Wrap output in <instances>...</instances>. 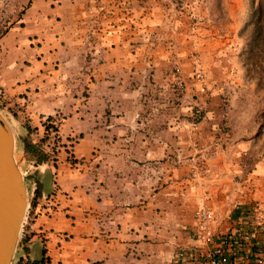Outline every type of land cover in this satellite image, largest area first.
<instances>
[{
	"label": "crops",
	"instance_id": "0c3cea01",
	"mask_svg": "<svg viewBox=\"0 0 264 264\" xmlns=\"http://www.w3.org/2000/svg\"><path fill=\"white\" fill-rule=\"evenodd\" d=\"M220 1L224 17L219 0H30L0 36V112L23 161V136L47 154L17 251L172 264L202 200L216 241L256 225L264 248V148L227 128L246 4Z\"/></svg>",
	"mask_w": 264,
	"mask_h": 264
},
{
	"label": "rangeland",
	"instance_id": "374dc122",
	"mask_svg": "<svg viewBox=\"0 0 264 264\" xmlns=\"http://www.w3.org/2000/svg\"><path fill=\"white\" fill-rule=\"evenodd\" d=\"M30 0H0V36L6 33L12 22L19 18L23 9ZM218 4L219 14L224 17L223 7ZM247 3H251L248 6ZM255 3V7H254ZM264 0H245V10L242 11L239 20V43L242 44L239 51L240 65L243 69L244 82L235 86L230 94L232 96L231 110L228 115L227 128L233 129L235 138H247L254 136V140L259 144L257 153H261L264 148V45L259 50L249 44V36L254 28L255 18L253 12ZM247 9V11H246ZM250 48L252 49L250 51ZM17 131L19 128H15ZM15 159L22 170L26 185L32 181V167L19 157V151H15ZM32 189L27 186L28 202ZM15 252L14 258L18 255Z\"/></svg>",
	"mask_w": 264,
	"mask_h": 264
},
{
	"label": "built area",
	"instance_id": "2783aa9c",
	"mask_svg": "<svg viewBox=\"0 0 264 264\" xmlns=\"http://www.w3.org/2000/svg\"><path fill=\"white\" fill-rule=\"evenodd\" d=\"M174 71L175 88L180 97L186 98L185 84L179 68H175ZM192 116L195 120L202 119V111L199 107L193 106ZM53 204V196L50 195L46 198L47 213H53ZM28 207L29 203L26 213ZM195 219V239L199 245L177 253L172 264H264V248L254 249V239L259 231L256 225H250L248 229H242L236 234L222 235L216 241L211 229L214 221L213 211L204 200L195 210Z\"/></svg>",
	"mask_w": 264,
	"mask_h": 264
},
{
	"label": "water",
	"instance_id": "95a60500",
	"mask_svg": "<svg viewBox=\"0 0 264 264\" xmlns=\"http://www.w3.org/2000/svg\"><path fill=\"white\" fill-rule=\"evenodd\" d=\"M17 140L0 112V264H12L28 204L27 185L16 159Z\"/></svg>",
	"mask_w": 264,
	"mask_h": 264
},
{
	"label": "trees",
	"instance_id": "16d2710c",
	"mask_svg": "<svg viewBox=\"0 0 264 264\" xmlns=\"http://www.w3.org/2000/svg\"><path fill=\"white\" fill-rule=\"evenodd\" d=\"M254 28L249 36V44L252 49L256 47L258 50L261 45H264V6L260 3L257 9L253 12ZM250 48V51L252 50ZM48 127V126H47ZM21 148L23 151L24 159L27 164H31L34 167L42 164L47 159V154L43 148L39 147L36 143H33L28 136H23L20 139ZM32 181L27 184L28 188L32 189L31 196L29 198V204L34 202L35 197L38 196L39 182L36 177L31 174ZM24 253V252H23ZM18 252L16 258L13 259L12 264H43L48 261L47 257L42 256L40 259L30 258L27 253Z\"/></svg>",
	"mask_w": 264,
	"mask_h": 264
}]
</instances>
